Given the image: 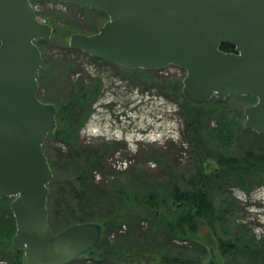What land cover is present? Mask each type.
I'll list each match as a JSON object with an SVG mask.
<instances>
[{"label":"rangeland","instance_id":"1","mask_svg":"<svg viewBox=\"0 0 264 264\" xmlns=\"http://www.w3.org/2000/svg\"><path fill=\"white\" fill-rule=\"evenodd\" d=\"M33 5L38 19L52 27L50 39L36 42L42 56L37 96L57 111L56 129L43 145L52 171L49 226L58 233L86 221L104 229L101 246L70 264H172L173 258L178 264H264V197L256 191L264 184H236L235 174L220 183L213 179L221 158L264 154V131L244 127V109L255 98L210 102L212 111L195 134L183 70H134L91 60L71 49L69 39L96 33L107 21L103 13L55 0ZM231 130L225 141L222 134ZM195 189L209 196L214 229L196 218L186 223L194 227V240L180 241L163 226L189 207L174 193ZM150 194L163 201L150 208ZM7 201L10 206L12 199ZM7 221L0 219V262L22 264L23 252L10 244L13 214L11 229ZM248 248L258 251L260 262ZM106 249L109 256L102 257Z\"/></svg>","mask_w":264,"mask_h":264},{"label":"water","instance_id":"2","mask_svg":"<svg viewBox=\"0 0 264 264\" xmlns=\"http://www.w3.org/2000/svg\"><path fill=\"white\" fill-rule=\"evenodd\" d=\"M34 1L0 0V200L11 198L12 246L22 264H69L95 248L98 223L49 226L52 171L43 145L56 129V108L38 99L42 56L36 42L52 27ZM97 10L107 21L69 47L124 68L185 72L182 92L194 105L252 97L244 127L264 131V0H55ZM233 46L223 52L221 45ZM209 264H217L212 260Z\"/></svg>","mask_w":264,"mask_h":264},{"label":"trees","instance_id":"3","mask_svg":"<svg viewBox=\"0 0 264 264\" xmlns=\"http://www.w3.org/2000/svg\"><path fill=\"white\" fill-rule=\"evenodd\" d=\"M76 9L83 10V9H85V7H83V8L77 7ZM36 45H37V43H36ZM220 50L223 52H233L234 48L231 45L223 44V45H221ZM78 52H81V51H78ZM81 53H83V52H81ZM88 57L91 60H95L97 62H101V63L104 62L102 60L95 59V58H92L90 56H88ZM82 89H84L83 86H82ZM82 89L80 88V90H82ZM98 89H99V86L96 85L95 86V94L97 93ZM83 98L85 100L88 97H83ZM248 98L249 97H244V99H248ZM250 98H252V97H250ZM213 99L210 100L209 102H207L206 104H202L199 106L194 105L191 102L187 101L189 103L188 105L190 107H192V109H193L192 112H193L194 120H190V123H191L190 126H193L196 128V130H193L195 134L201 128L202 120L205 117V115L212 111L213 106H211L210 102H212V101L217 102L216 99L215 100H213ZM218 109L222 110L223 108L219 106ZM230 132H225L222 134V135L226 136L225 141H227L228 138L231 139L233 137L232 130ZM221 133L222 132L220 131L218 133V135H220ZM228 133H230V135ZM217 164H218V168H217L216 172L214 173L213 179H215L219 183H220V177H226L230 174H233V175L235 174L237 176L236 184H240V185L247 186V187H250V186L256 185V184H264V154H256L254 152H247L245 155H242L241 157L236 156V157H232L229 159L221 158L218 160ZM232 182H234V181H232ZM173 196H175V198L178 200H182V202L183 201L187 202L189 207H187V209H182L180 212H178L179 214H177V219L175 221L171 222L169 224V226L168 225H166V227L163 226L167 234L175 235L177 240H180V241H182L181 239L193 241L194 239H192V237H193L192 234L194 232V230H193L194 227L192 228V227H190V225L186 226V223L189 224L188 221L192 222V220H194L196 218L203 219L205 221V223L211 229H214L215 213H214L213 205L209 199L207 192L199 190V189H195L194 191H192L190 193H187V194L184 193L180 196H178L177 193H174ZM7 200H8V198L1 199L0 205L8 202ZM162 201H163V199L158 198L155 194H150L149 198L147 199L148 205L151 206L150 208H152L153 205L155 206L156 204H158ZM6 204L7 205L0 207V219L2 222L5 218V216L8 217L7 225L9 224V229H11L10 219L12 220V212L10 210L9 204L8 203H6ZM144 207H146V206H144ZM82 223H87V222L85 221ZM14 232H15V229H14ZM103 233H104V229L102 227V237H103ZM0 237H2L1 233H0ZM102 237H101V240L99 241V243L95 246V248L93 250H91L89 253H92L93 251L97 250L101 246L102 239H103ZM9 243H10V240H9ZM10 244H12V242ZM5 249H6V247H5ZM248 249H249V253H250V255H252V257L257 259V261H259V262H260V258H261V263L264 262V252H262V251L259 252L260 253L259 254L260 258H259L258 251L255 248H248ZM15 251H17V250H15ZM87 254H85V255H87ZM85 255H83V256H85ZM106 255L109 256V254H107V249L103 251L101 256L103 257ZM171 263L172 264H178V259L173 258Z\"/></svg>","mask_w":264,"mask_h":264},{"label":"built area","instance_id":"4","mask_svg":"<svg viewBox=\"0 0 264 264\" xmlns=\"http://www.w3.org/2000/svg\"><path fill=\"white\" fill-rule=\"evenodd\" d=\"M122 165H123V167L126 165V162H124V163H122ZM114 167H116V168H120V166L119 165H113ZM257 193L259 194V195H261V196H263L264 197V188L262 187V188H258L257 190ZM0 264H5L4 262H0Z\"/></svg>","mask_w":264,"mask_h":264},{"label":"bare ground","instance_id":"5","mask_svg":"<svg viewBox=\"0 0 264 264\" xmlns=\"http://www.w3.org/2000/svg\"><path fill=\"white\" fill-rule=\"evenodd\" d=\"M199 106V105H198ZM246 106H248V105H246Z\"/></svg>","mask_w":264,"mask_h":264}]
</instances>
